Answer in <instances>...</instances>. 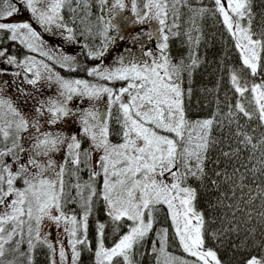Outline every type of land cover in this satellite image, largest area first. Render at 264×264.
I'll list each match as a JSON object with an SVG mask.
<instances>
[{"label":"snow or ice","instance_id":"snow-or-ice-1","mask_svg":"<svg viewBox=\"0 0 264 264\" xmlns=\"http://www.w3.org/2000/svg\"><path fill=\"white\" fill-rule=\"evenodd\" d=\"M108 2L100 0L102 6ZM187 2L146 0L145 11L141 13L137 10V0H131L137 22H158L159 54L142 49L143 55L149 59L133 58L129 52L128 58H118V66L114 68L97 65L88 69L89 76L106 82L123 81L125 86L114 89L107 84L90 83L84 79L66 80L59 73L54 74L62 99L41 101L35 111L41 117L46 111L49 125L72 117L80 125L77 133L65 135L42 131L38 119L27 118L11 99L0 96V264H23L25 259L27 264H32L31 253L37 244H46L53 253L51 264H57L55 246L42 235L46 222L57 228L64 225L63 231L69 236L71 246V264H77L78 246L88 245V218L97 198L104 201L106 214L114 224L119 226L125 220L130 223L127 232L111 248L104 245L105 225L98 224L95 264H114L116 258H122L123 264H133V250L153 231L156 215L164 206L180 246L195 259L190 262L167 252L168 230L165 228L157 233L159 249L153 244V252L159 253L158 264H221L217 253L205 248L204 213L197 210V190L188 183L192 179L203 181L207 175V153L212 143L210 131L214 120L190 121L185 113L182 75L185 72L190 74V70L197 66L195 52L190 51L191 62L187 65L183 60L173 62L167 53L169 33L174 37L180 35L179 31H173L180 27L178 6L183 7ZM71 3L72 0H17L16 3L0 0V34L9 41H19L33 52H40L48 60L57 59L61 67L75 70V57L63 55L56 58L43 50L40 33L32 23L8 22L7 19L20 12L19 4L45 31H51L55 26L67 32L68 40L74 41V29L64 23L62 14L65 5ZM214 5L215 13L222 17L223 25L235 39L243 66L256 76L264 59V31L256 38L252 30L251 0H214ZM113 8L124 9V0H115L109 13ZM71 11L75 12V9ZM193 11L203 16L208 9L202 7ZM170 13L173 18L171 26L168 23ZM99 19L104 22L103 16ZM112 28L116 25L109 19L101 33L105 43L96 51L89 49L90 58L105 56L108 43L114 42V38L108 35ZM86 31L90 33L91 30ZM153 35L147 33V38L151 39ZM185 35L190 45L199 44V37L194 38L190 32ZM0 57H6L9 65L33 73L34 78L24 77L30 85H36L41 79V68L49 73L48 80L53 79L52 68L43 60L27 56L18 62L15 56L7 54L6 49L0 50ZM231 83L241 97L251 93L258 119L264 125V80L249 88L233 71ZM103 95L108 97L105 114L95 108L73 111L68 107L74 96L99 99ZM113 105L119 112V131L115 133L119 142L111 139L113 132L109 121ZM235 107L244 117L251 119L252 113L243 103L238 102ZM25 133L31 140L28 147L24 143ZM236 135L242 137L239 143L245 147L262 149L261 167H254L251 171L264 177V138L256 143L253 136L244 132L238 131ZM85 141L87 147H84ZM62 148L65 149L63 162L57 163L53 154ZM222 154L225 157L230 155L228 152ZM85 170L88 179L82 180L80 173ZM215 175L229 185L232 198L239 191L240 201L246 206L254 204L257 199L264 206V181L253 189L245 184L247 177L239 168L231 174L224 170ZM212 184L219 186L216 180ZM72 204L79 206L80 215L65 211L66 206ZM260 215L264 216V212ZM24 245L26 249L22 251ZM59 257L60 264H64L66 253L62 245ZM246 264H264V257L252 256Z\"/></svg>","mask_w":264,"mask_h":264},{"label":"trees","instance_id":"trees-1","mask_svg":"<svg viewBox=\"0 0 264 264\" xmlns=\"http://www.w3.org/2000/svg\"><path fill=\"white\" fill-rule=\"evenodd\" d=\"M144 3L145 0H137V10L141 13L144 11ZM202 7L208 9L203 16L194 13L193 9L198 10ZM178 8L180 27L173 31H179L180 35L174 37L169 33L167 53L173 62L183 60L187 65L191 62L189 53L193 51L198 61L197 66L190 70V74L185 72L182 75L185 113L190 121L214 120L210 131L212 143L207 153V175L203 181L192 179L188 182L197 190V210L204 213L205 248L215 251L221 264H246L252 256L264 257V216L260 215L261 212H264V206L260 199H257L254 204L246 206L240 201L241 193L239 191H237L236 197L232 198L228 190L229 185L215 173L226 170L231 174L235 168H239L240 172L247 177L245 184L250 185L253 189L256 184H261L264 181V177L259 173L254 175L251 171L254 167L256 169L261 167L262 149L245 147L239 143L242 137L236 135L238 131L244 132L253 136L254 142L258 143L264 138V125L258 119L251 93L248 92L244 97H241L235 92L231 83L233 71L240 76L241 83H246L249 88L253 83H260L264 80V59L261 61L258 74L252 76L250 70L242 64L240 52L235 47V39L223 25L222 17L215 13L214 0H188L185 6H178ZM71 9H75V12ZM106 12V4L102 6L100 0H79V2L72 0L70 5H65L63 9L64 23L74 29L76 40L81 44V47L74 62L75 70L61 67L60 64L49 61L55 73H59L65 79H84L90 83L107 84L114 89L125 85L123 81L106 82L88 75V69L95 67L100 61V58H90L87 53L89 49L96 51L105 43V38L101 33L104 30V24L108 21ZM251 12L253 16L252 30L256 33V38H259L260 32L264 31V0H251ZM101 16H103L104 22L99 19ZM172 22L173 18L170 13L168 18L170 26ZM87 29L91 30L90 33L86 31ZM189 32L194 38L199 37V44H189L185 35ZM82 33L83 35H81ZM108 35L111 37V29ZM112 44L113 42H109L108 47H111ZM85 45L87 47H84ZM3 49L7 50L8 55L15 56L17 61L23 60L27 56L37 55L36 52L26 48L19 41H9L3 34H0V50ZM5 73V75H1L0 86L5 90L7 97L12 100L15 107L27 118L38 119L42 131L60 132L57 126L60 125V122H65L67 118L62 119L56 125H49L46 123L48 119L46 111L42 117L38 116L35 111L41 101L46 102L50 98L41 97L34 88L23 84L21 72L16 79L15 76L11 78L7 76L12 72ZM12 75L14 74L12 73ZM238 102L243 103L246 110L252 113L251 119L244 117L235 107ZM111 113L109 121L110 130L113 132L111 139L113 142H119V137L115 135L119 131L117 123L119 112L116 105H113ZM67 121L71 122V120ZM24 137L25 146L28 147L31 143L28 133H25ZM87 146L85 142L84 147ZM63 152L64 154L62 153L59 157L56 153L53 154V159H59L57 163L63 162L65 150ZM223 152H228L230 155L225 157ZM80 176L82 180H87V170L82 171ZM65 180L68 181L69 177L66 176ZM213 180L218 182V187L212 184ZM99 186L100 180L98 179L97 187L99 188ZM247 191L248 189L245 188V192ZM224 193L227 195H222ZM229 204L232 205L231 208L228 207ZM237 208L240 210L237 211ZM65 211L68 214H81L77 204L66 206ZM99 223L105 225L104 245L111 248L127 232L130 222L125 220L120 222L119 226L114 224L106 214L104 201L97 198L88 218V245L78 246L77 250L80 252V256L77 264H95ZM165 228L168 230L167 252L190 262L195 259L185 253L180 246L166 206H164L156 215L153 231L133 250V264H158L159 253L158 251L153 252V244L155 243L156 248L159 249L157 233ZM25 249L26 245L22 246L21 250ZM11 258L9 257V259ZM31 258L32 264H51V251L46 244H37L31 253ZM23 264H27L26 259L23 260ZM114 264H123L122 258H116Z\"/></svg>","mask_w":264,"mask_h":264},{"label":"rangeland","instance_id":"rangeland-1","mask_svg":"<svg viewBox=\"0 0 264 264\" xmlns=\"http://www.w3.org/2000/svg\"><path fill=\"white\" fill-rule=\"evenodd\" d=\"M13 3H16L17 0H12ZM146 2V0H145ZM115 3V0H109L106 3V16L109 19H112V22L116 25V28L111 29V37L114 38V42L112 46L107 49V52L104 57L100 58V61L97 65H101L102 67L114 68L118 66V58L120 56H124L125 58L129 57V52L131 53L133 58L139 59H149L147 56L143 55V51L151 50L157 55L158 53V44L160 43L159 34L157 29L159 28V24L156 20H147L145 23L137 22L136 14L132 12L131 0H124L125 8H113L112 12L109 13V8L112 4ZM17 6L21 9L20 12L15 14L11 18H7L8 22H30L33 24V27L37 32L40 33L41 39L43 41V50L49 51L51 55L58 58L63 55L77 57L81 44L75 39L74 41L68 40L67 32L61 29H57L55 26H52L51 31H45L44 28L38 25L34 19L31 18V13L25 10L21 5L17 4ZM145 11V9H144ZM63 14V13H62ZM147 33H154L151 39L147 38ZM75 35V33H74ZM138 37V39H136ZM99 47L98 49H101ZM97 49V50H98ZM143 49V51H142ZM240 52V51H239ZM37 55H32L37 61L43 60L45 63L49 64V61L57 62V59L48 60L47 57L42 56L40 52H36ZM24 60V59H23ZM22 61V60H20ZM19 62V61H18ZM75 62V61H74ZM95 65V67L97 66ZM17 71L21 72L23 75V84L26 86L34 88L35 91L43 98L50 99H62L59 95L61 89L59 84L55 80V72L52 69L53 79L48 80L47 76L48 72L41 68V79L37 82L36 85H30L24 79L25 75L28 78H34L33 73H26L23 67H18L17 65H9L6 63V57H0V78L1 75H5L7 73L12 72L14 75L7 74L9 78L17 75ZM18 72V73H19ZM65 79V78H64ZM71 80V79H66ZM125 86V85H124ZM123 87V86H122ZM120 88V87H119ZM117 88V89H119ZM0 96L5 99H9L5 90L0 86ZM108 106V97L107 95L101 96L99 99H89V98H81L78 96H74L72 101L68 102V107L73 111H77L79 109H88L95 108L100 111L102 114L107 112ZM71 120V122L67 121ZM65 122H60L57 126L60 132L65 135H71L77 133L80 125L77 120L74 121L72 117L67 118ZM55 129V127H53ZM56 130V129H55ZM86 146H87V141ZM65 149H61V151L56 152L57 156L64 154ZM56 161H59L57 158ZM64 225L62 224L59 228L53 225L51 222H46L43 229L42 235L47 236L48 240L53 243L56 248L55 259L57 264H60L59 257V248L62 245L65 248L66 258L64 264H71V246L68 243L69 236L63 231ZM174 228V226H173ZM175 230V228H174ZM53 259V253L51 252V261Z\"/></svg>","mask_w":264,"mask_h":264}]
</instances>
